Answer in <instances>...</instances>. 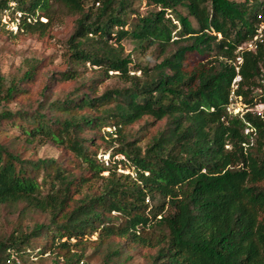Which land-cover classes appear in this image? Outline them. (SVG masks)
I'll list each match as a JSON object with an SVG mask.
<instances>
[{
    "label": "trees",
    "instance_id": "16d2710c",
    "mask_svg": "<svg viewBox=\"0 0 264 264\" xmlns=\"http://www.w3.org/2000/svg\"><path fill=\"white\" fill-rule=\"evenodd\" d=\"M51 1L0 0V33L13 2L16 36L44 39ZM55 1L76 17L71 67L49 76L33 60L9 81L0 70V224L18 214L0 227V264H264V119L227 110L238 76L235 95L264 102V42L246 48L264 0H146L158 10L145 16L143 0ZM113 74L126 85L101 93ZM67 81L79 85L55 95ZM48 144L64 156L36 158Z\"/></svg>",
    "mask_w": 264,
    "mask_h": 264
},
{
    "label": "rangeland",
    "instance_id": "374dc122",
    "mask_svg": "<svg viewBox=\"0 0 264 264\" xmlns=\"http://www.w3.org/2000/svg\"><path fill=\"white\" fill-rule=\"evenodd\" d=\"M94 0H85L86 7L91 6ZM138 10L142 15H147L151 11H157L158 8L154 5H148L146 0L142 2H138ZM12 8L5 10L2 14V22L4 24L5 30L7 32L0 33V70L6 79L13 80L16 76H21L23 72L28 68L29 61L33 60H41V66L43 68V72L47 75L52 76L56 74L58 71L65 70L66 68L71 67V63L69 62L68 53H69V44L68 39L72 36L76 17L74 15L69 14L67 8L55 0L51 1L50 8L47 13L52 18L51 24L48 28L49 33L44 39H39L36 36L31 37H23L16 36L19 32L18 24L21 21L22 13L19 10L14 9L15 3L12 2ZM136 17V14H135ZM43 21H47L48 18L43 16ZM125 47L127 53L132 54V57L136 59V61H147L149 59V54L146 57H143L139 53H135L133 51L134 44L129 41H125ZM200 58L199 55H192V59L198 60ZM75 68H78L82 71H87V76H95L98 74L92 70V68L86 67L85 65H74ZM79 82V81H77ZM76 81H67L60 82L57 84V91L55 95H60L63 97L68 94L70 91L74 90L79 83ZM126 81L122 77L111 76L106 82H104L100 88V92H104L107 89L121 87L126 85ZM244 101L240 98L237 101H234L233 107L238 109V107L244 106ZM242 105V106H241ZM12 108H18L16 103H12L9 105ZM245 112V111H244ZM243 114V112H241ZM153 122V117H146L140 124H137L134 127V130H140L141 126L144 125L145 121ZM156 127H160L166 123V119L160 122H154ZM157 123V124H156ZM111 128H108L110 130ZM17 130H11L10 135H17ZM3 140H7V137H2ZM146 141V140H145ZM96 143H101L99 147V158L105 160L110 163L111 155L110 153H105V142L102 140H96ZM33 147V146H32ZM19 151H24V147L20 146ZM36 158H60L64 156V152L60 150L56 145L48 144V145H37L35 147ZM27 155H31L30 151L25 152ZM117 159H124V156H117ZM118 172L125 174H132L135 176V172L133 168H123L122 164L118 165ZM106 172L105 174H107ZM101 182V181H100ZM2 220L0 227H7V229H11L12 225L10 222H6L7 217L11 216L12 218H17L18 214L13 211L2 210ZM25 225H29L28 221H25ZM166 229L160 225L154 224L153 227L147 228L146 233L157 239L160 234H163ZM95 238V237H94ZM140 257L137 259H133L128 264H140Z\"/></svg>",
    "mask_w": 264,
    "mask_h": 264
},
{
    "label": "built area",
    "instance_id": "2783aa9c",
    "mask_svg": "<svg viewBox=\"0 0 264 264\" xmlns=\"http://www.w3.org/2000/svg\"><path fill=\"white\" fill-rule=\"evenodd\" d=\"M257 41L264 42V23H262L261 26L258 28L256 36L254 37V39L250 43H248L246 48L248 50L255 49ZM239 62L240 63L242 62V58H239ZM240 79H241V77L238 76L234 80V84H233V89L234 90L237 88V83L239 82ZM259 82H260L261 86H260V88H259V90L257 92L262 94V95H264V74H262L260 76ZM234 90H233V92H232V94L230 96V104L227 107V110L229 111V113L234 114V115H237V114L243 115L247 111H252V112L260 115L264 119V102L261 101V100H258V98H256L257 103L253 107H248L247 104H243L241 102L244 106L241 105L242 107H238V109L234 108L233 104H234L235 100L237 101L238 98H240L241 101L243 100V98L241 96L237 97L235 95ZM241 112H243V114ZM247 132H248V130H247Z\"/></svg>",
    "mask_w": 264,
    "mask_h": 264
}]
</instances>
